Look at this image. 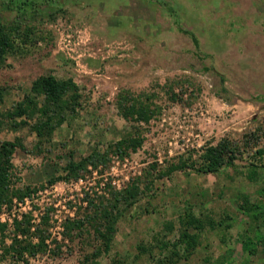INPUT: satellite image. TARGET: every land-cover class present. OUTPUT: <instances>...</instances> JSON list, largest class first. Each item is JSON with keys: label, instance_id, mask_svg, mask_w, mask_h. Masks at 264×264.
<instances>
[{"label": "rangeland", "instance_id": "obj_1", "mask_svg": "<svg viewBox=\"0 0 264 264\" xmlns=\"http://www.w3.org/2000/svg\"><path fill=\"white\" fill-rule=\"evenodd\" d=\"M0 21L31 29L0 62V144L20 143L12 182L35 189L0 208L7 226L0 249L10 243L13 220L24 216L30 233L46 217L50 238L43 254L2 264H153L138 246L154 244L157 234L176 240L164 225L177 229L186 211L219 225L199 233L193 254L178 264H264V221L240 210L243 197L264 205V154H256L264 150V0H13L10 9L0 0ZM180 30L195 35L198 50ZM48 73L71 78L81 98L52 140L39 143L27 125L3 116ZM137 99L151 103L153 117L120 114L119 100L127 107ZM130 135L141 146L123 158L110 153L102 174L48 183L69 162ZM221 139L239 147L233 165L195 172L202 149ZM181 162L184 169L159 177ZM131 182L140 195L121 210L107 254L92 256L98 242L86 224L88 232L63 240V222L81 218L87 199Z\"/></svg>", "mask_w": 264, "mask_h": 264}, {"label": "trees", "instance_id": "obj_2", "mask_svg": "<svg viewBox=\"0 0 264 264\" xmlns=\"http://www.w3.org/2000/svg\"><path fill=\"white\" fill-rule=\"evenodd\" d=\"M26 1V0H25ZM6 9L13 6V0H2ZM23 5H26L24 2ZM22 21L6 24L0 21V62L7 54L14 50L20 41H27V35L31 29L25 25L20 29ZM181 31V30H180ZM187 35L195 50H198L199 42L195 35L189 31H181ZM24 35V38H23ZM26 35V36H25ZM208 69L205 68V71ZM223 79H220V91L225 92ZM80 92L71 78L57 79L52 74L38 76L31 82V86L22 100L17 102L12 110L5 112L4 120L10 121L15 127L27 125L39 143H49L56 130L77 112L80 102ZM120 114L124 118L137 120L142 117H153L154 109L151 103H142L138 99L136 103H130L127 107L123 100L117 103ZM18 120L19 122H15ZM18 123V124H17ZM141 146V141L136 137L127 136L122 140L109 145L105 150L94 148L85 157L68 163L67 172L64 176H57L48 181L53 184L59 180L78 181L86 174L93 172L101 173L102 167L109 162L110 153L119 157H127ZM18 142H2L0 144V208L13 206V200L23 202L28 199L35 189L29 186L18 188L12 182L14 178V165L12 157L16 148H20ZM239 154L237 143L221 139L215 144H209L202 149L200 155V166L194 171L197 173H217L221 168L233 165ZM256 154L262 156L264 150H257ZM186 166L183 162L172 165L166 172L159 174V177L182 170ZM256 167V166H255ZM254 167V168H255ZM255 169L250 171V176L255 174ZM140 195V189L135 182L126 185L121 189L112 188L108 197H99L97 200H86L87 209L83 216L75 219H66L63 222V240H73L82 232H88L85 224L90 226L95 234L98 247L92 256L98 258L107 254L111 249L116 223L121 216V210L133 205ZM240 210L252 221H264V205L251 204L248 198H242ZM29 217L24 216L20 221L13 220L12 231L9 232L10 243L1 246L0 264L4 261L27 262L29 259L43 254L47 248V241L50 240L48 233V219L43 217L39 224L30 233L32 227ZM178 228L172 222H167L164 228L167 232L177 231L176 240L169 242L160 238L159 234L154 236L155 242L152 245L140 244L137 248L140 255H146L153 264H178L181 260H187L198 246V234L205 229L214 230L219 224L208 216H196L190 211L184 212L178 217ZM7 226L0 223V245L4 243ZM20 237V238H18ZM264 244V238L262 239ZM54 245L53 253L60 255L61 246L57 241L51 240ZM55 255V254H54Z\"/></svg>", "mask_w": 264, "mask_h": 264}, {"label": "built area", "instance_id": "obj_3", "mask_svg": "<svg viewBox=\"0 0 264 264\" xmlns=\"http://www.w3.org/2000/svg\"><path fill=\"white\" fill-rule=\"evenodd\" d=\"M0 223H3V221L1 220Z\"/></svg>", "mask_w": 264, "mask_h": 264}]
</instances>
